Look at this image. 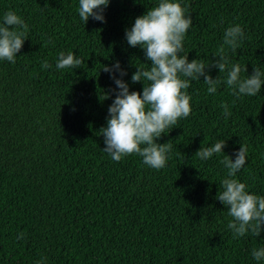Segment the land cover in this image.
I'll list each match as a JSON object with an SVG mask.
<instances>
[{
	"label": "trees",
	"instance_id": "obj_1",
	"mask_svg": "<svg viewBox=\"0 0 264 264\" xmlns=\"http://www.w3.org/2000/svg\"><path fill=\"white\" fill-rule=\"evenodd\" d=\"M178 2L193 20L183 42L189 62L218 60L226 29L239 24L245 39L236 52L225 46V55L247 67L242 78L253 67L264 71V0ZM158 3L110 0L106 22L83 24L79 0H0V23L11 10L29 28L16 62L0 60V264H264L251 254L264 247V231L234 238L216 199L228 178L220 161L234 160L242 144L246 164L236 178L264 196V86L237 98L224 83L213 95L203 77L193 81L191 115L157 140L172 145L163 169L102 151L100 129L118 91L102 68L119 61L129 90L142 94L131 77L150 61L128 45L125 30ZM60 52L84 63L58 70ZM209 74L227 76L214 67ZM221 140L224 153L195 156Z\"/></svg>",
	"mask_w": 264,
	"mask_h": 264
},
{
	"label": "clouds",
	"instance_id": "obj_2",
	"mask_svg": "<svg viewBox=\"0 0 264 264\" xmlns=\"http://www.w3.org/2000/svg\"><path fill=\"white\" fill-rule=\"evenodd\" d=\"M110 0H79L78 15L83 24L91 17L101 23L106 22L104 10ZM187 8L181 6L178 0H159L157 6L137 17L130 29L125 30V37L130 47L139 46L145 52V58L150 61L147 69L137 68L133 73V83H143L142 94L130 91L129 85L122 77L127 73L117 61L112 66L104 65L102 70L110 74L118 91L108 109L106 127L100 131L104 137L107 153L114 161L120 162L126 156L138 155L149 168L160 170L166 167L172 150L171 143L157 142L162 134H167L176 127L181 119L191 115V96L188 89L193 81L200 80L208 85L207 92L216 94L222 83L230 89L231 95L255 97L264 86V71L253 67L251 75L239 63L230 64L225 55V46L236 52L245 39V33L239 24L226 29L223 45L219 48L218 60L205 63L199 59L189 62L188 54H184V40L192 27L193 20ZM28 25L14 11H8L0 23V60L15 63L17 54L21 52L25 40L28 39ZM84 63L74 52L59 53L56 68L77 69ZM146 64V63H145ZM41 67L48 69L51 65L45 60ZM217 68L219 73H227L226 79L220 75L215 79L209 74L211 68ZM119 72L120 78L116 73ZM109 98L105 95L104 99ZM225 118L231 116L227 103L221 105ZM221 140L211 147H201L195 156L208 160L214 154H220L225 147ZM224 153V152H223ZM247 149L242 144L235 153V159L225 155L220 162L227 169V177L221 181L216 199L227 209V228L234 238L251 234L259 237L264 231V196L250 193L247 185L237 179L246 164ZM23 233L20 237L23 238ZM252 256L257 261H264V247L254 248Z\"/></svg>",
	"mask_w": 264,
	"mask_h": 264
}]
</instances>
